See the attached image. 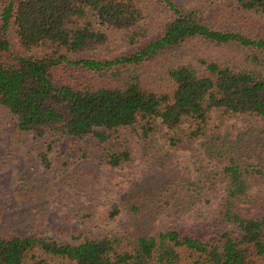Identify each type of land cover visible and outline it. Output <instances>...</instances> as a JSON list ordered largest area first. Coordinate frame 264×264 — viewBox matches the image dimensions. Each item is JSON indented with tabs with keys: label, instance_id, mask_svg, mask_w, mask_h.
<instances>
[{
	"label": "trees",
	"instance_id": "obj_1",
	"mask_svg": "<svg viewBox=\"0 0 264 264\" xmlns=\"http://www.w3.org/2000/svg\"><path fill=\"white\" fill-rule=\"evenodd\" d=\"M221 1L264 16V0ZM150 4L160 13L154 34L146 27ZM0 10V103L20 131L107 142L138 119H161L172 130L190 121L198 135L214 110L264 118V37L219 28L176 0H0ZM112 28L131 30L136 49L107 59L82 55L105 44ZM190 38L236 45L245 52L242 64L204 58L200 66L176 64L167 69V87H148L143 64ZM51 148L40 155L46 168ZM129 158L128 151H111L108 163ZM223 173L220 216L234 228L219 237L206 239L178 225L151 233L144 222L79 243L0 231V264H264V209L246 202L251 179L264 182V166L231 160ZM122 210L113 202L109 219ZM134 210L140 219L146 214L138 205Z\"/></svg>",
	"mask_w": 264,
	"mask_h": 264
},
{
	"label": "rangeland",
	"instance_id": "obj_2",
	"mask_svg": "<svg viewBox=\"0 0 264 264\" xmlns=\"http://www.w3.org/2000/svg\"><path fill=\"white\" fill-rule=\"evenodd\" d=\"M176 1L219 28L264 37V16L225 6L221 0ZM159 15L150 4L149 34L158 30ZM130 33L112 28L105 44L82 55L107 59L131 52L137 46L128 40ZM244 54L233 44L190 38L145 62L144 81L150 88L167 87L166 72L172 65L200 66L204 58L234 66L242 64ZM147 123L138 119L107 142L95 137H37L18 130L16 118L0 103V231L79 243L84 237L139 229L143 222L151 233L178 225L206 239L233 230L220 216L227 187L223 169L231 160L264 166V118L214 110L198 135L192 134L195 124L190 121L174 130L161 119ZM146 125L153 128L147 130ZM48 144L50 168L40 156ZM111 151H128L130 158L112 166ZM246 200L250 209H264L262 180L251 179ZM115 201L123 210L111 220L108 211ZM136 205L146 213L142 219Z\"/></svg>",
	"mask_w": 264,
	"mask_h": 264
}]
</instances>
